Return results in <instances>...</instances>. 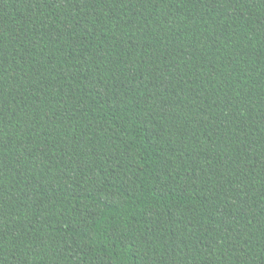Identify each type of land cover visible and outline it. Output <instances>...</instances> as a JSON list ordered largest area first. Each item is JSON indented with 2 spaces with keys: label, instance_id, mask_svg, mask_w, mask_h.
<instances>
[{
  "label": "trees",
  "instance_id": "16d2710c",
  "mask_svg": "<svg viewBox=\"0 0 264 264\" xmlns=\"http://www.w3.org/2000/svg\"><path fill=\"white\" fill-rule=\"evenodd\" d=\"M0 264H264V0H0Z\"/></svg>",
  "mask_w": 264,
  "mask_h": 264
}]
</instances>
